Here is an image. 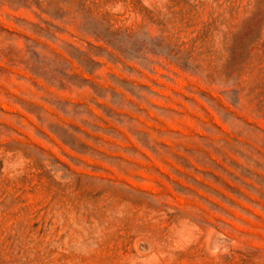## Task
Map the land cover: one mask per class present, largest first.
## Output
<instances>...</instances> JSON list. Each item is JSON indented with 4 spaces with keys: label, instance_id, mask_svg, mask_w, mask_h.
<instances>
[{
    "label": "rangeland",
    "instance_id": "obj_1",
    "mask_svg": "<svg viewBox=\"0 0 264 264\" xmlns=\"http://www.w3.org/2000/svg\"><path fill=\"white\" fill-rule=\"evenodd\" d=\"M0 264H264V0H0Z\"/></svg>",
    "mask_w": 264,
    "mask_h": 264
}]
</instances>
